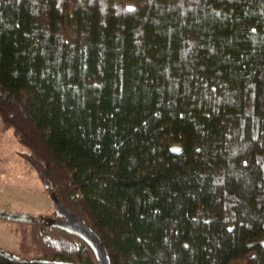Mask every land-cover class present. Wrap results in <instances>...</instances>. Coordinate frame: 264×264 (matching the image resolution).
Returning <instances> with one entry per match:
<instances>
[{
	"label": "trees",
	"instance_id": "16d2710c",
	"mask_svg": "<svg viewBox=\"0 0 264 264\" xmlns=\"http://www.w3.org/2000/svg\"><path fill=\"white\" fill-rule=\"evenodd\" d=\"M8 131L109 264H264V0H0ZM12 226L20 258L96 264Z\"/></svg>",
	"mask_w": 264,
	"mask_h": 264
},
{
	"label": "rangeland",
	"instance_id": "374dc122",
	"mask_svg": "<svg viewBox=\"0 0 264 264\" xmlns=\"http://www.w3.org/2000/svg\"><path fill=\"white\" fill-rule=\"evenodd\" d=\"M21 151L10 131L0 132V211L51 218L54 210L44 192L49 183L46 170L25 173ZM12 225L0 223V248L9 253L16 252V238L9 234Z\"/></svg>",
	"mask_w": 264,
	"mask_h": 264
},
{
	"label": "water",
	"instance_id": "95a60500",
	"mask_svg": "<svg viewBox=\"0 0 264 264\" xmlns=\"http://www.w3.org/2000/svg\"><path fill=\"white\" fill-rule=\"evenodd\" d=\"M54 218L32 216L0 211V221L32 225L36 221L44 220L48 228L61 231L69 236L81 240L91 251L96 264H109L107 253L97 236L86 224L68 210L62 208L54 198H51ZM0 264H74L64 261H48L40 258L25 259L0 248Z\"/></svg>",
	"mask_w": 264,
	"mask_h": 264
},
{
	"label": "snow or ice",
	"instance_id": "6c2138e0",
	"mask_svg": "<svg viewBox=\"0 0 264 264\" xmlns=\"http://www.w3.org/2000/svg\"><path fill=\"white\" fill-rule=\"evenodd\" d=\"M129 10H131V9H129ZM174 151H179V149H173Z\"/></svg>",
	"mask_w": 264,
	"mask_h": 264
},
{
	"label": "flooded vegetation",
	"instance_id": "af4514ba",
	"mask_svg": "<svg viewBox=\"0 0 264 264\" xmlns=\"http://www.w3.org/2000/svg\"><path fill=\"white\" fill-rule=\"evenodd\" d=\"M55 216H52L51 218H54Z\"/></svg>",
	"mask_w": 264,
	"mask_h": 264
}]
</instances>
